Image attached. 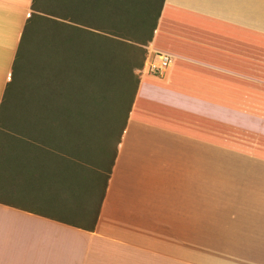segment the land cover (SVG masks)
Instances as JSON below:
<instances>
[{
  "label": "crops",
  "instance_id": "1",
  "mask_svg": "<svg viewBox=\"0 0 264 264\" xmlns=\"http://www.w3.org/2000/svg\"><path fill=\"white\" fill-rule=\"evenodd\" d=\"M31 5L0 0V106ZM146 50L173 61L139 75L101 203L94 154L0 126V264H264V0H164Z\"/></svg>",
  "mask_w": 264,
  "mask_h": 264
},
{
  "label": "trees",
  "instance_id": "2",
  "mask_svg": "<svg viewBox=\"0 0 264 264\" xmlns=\"http://www.w3.org/2000/svg\"><path fill=\"white\" fill-rule=\"evenodd\" d=\"M54 1L49 13L53 17L45 19L36 13L40 11L38 1L32 0L33 11L25 23L10 82L15 77V62L28 27L34 30L41 19L51 27L49 50L28 82L29 95L24 101L12 103L17 87L7 84L0 106V126L12 128L20 140L47 141V145L63 134L62 139H57L61 146L68 154H83L85 160L95 152V162L107 168L106 178L99 183L101 203L135 98L146 46L153 38L164 0ZM16 109L18 113L11 117V111ZM101 118H107L113 126V138L105 127V136L99 138L101 142L95 150L88 124ZM262 128L263 125L259 130ZM109 141L112 151L106 150ZM96 216L85 223L68 224L92 230Z\"/></svg>",
  "mask_w": 264,
  "mask_h": 264
},
{
  "label": "rangeland",
  "instance_id": "3",
  "mask_svg": "<svg viewBox=\"0 0 264 264\" xmlns=\"http://www.w3.org/2000/svg\"><path fill=\"white\" fill-rule=\"evenodd\" d=\"M38 3L40 4V11L36 12L38 15H41L42 18H52L53 16L50 15L51 9H53V3L55 2L54 0H37ZM41 19L36 25L34 30L32 27H28V31L26 33V38L24 39V42L22 44V49L20 48V56H18L16 62H15V77L12 82H8V85L12 84V88H16V93L15 95L11 98L10 101H13L12 103L19 104L20 102L24 101V99L29 95V83L31 79L33 78L37 66L40 64H43V61L45 60V56L48 53V44H49V33L51 30V27L49 23L45 20ZM50 68V67H49ZM48 68V69H49ZM49 72V70H48ZM49 74V73H48ZM29 82V83H28ZM9 85V86H10ZM110 109V107H107ZM105 110V109H104ZM20 112V111H19ZM107 112L109 113L108 109ZM105 111V115L107 113ZM18 113V110H12L11 111V117H14L15 114ZM108 119H98L90 122L88 124L90 128V137L92 138L93 144L96 146L95 150L99 147V138L105 136V127L107 128V135L113 138V126L108 124ZM5 122V120H4ZM6 125L8 124V121L5 122ZM110 123V122H109ZM100 124V125H98ZM98 126V128H95ZM99 126H102L101 128ZM6 127V126H5ZM10 127V125H9ZM8 128V127H7ZM251 131H255L256 126L254 127H247ZM6 129V128H5ZM9 130V129H7ZM12 130L10 128L9 132ZM14 131V130H12ZM261 136H258V138L255 134L254 137L258 138L261 142L264 137V127L261 129ZM103 148V145H101ZM104 147H106L104 145ZM106 150L112 151L111 143L109 141V146L106 147ZM92 154L95 155V152H92ZM98 154V153H97ZM96 159V158H95ZM94 159V160H95ZM238 160V161H237ZM252 161L253 159H247V158H241L240 160L236 157H224L223 158V164L224 165H230V164H243V165H252L254 164ZM102 171L104 168L101 169Z\"/></svg>",
  "mask_w": 264,
  "mask_h": 264
},
{
  "label": "built area",
  "instance_id": "4",
  "mask_svg": "<svg viewBox=\"0 0 264 264\" xmlns=\"http://www.w3.org/2000/svg\"><path fill=\"white\" fill-rule=\"evenodd\" d=\"M172 56L156 50H148L140 74L151 73L159 74L169 67L172 63Z\"/></svg>",
  "mask_w": 264,
  "mask_h": 264
}]
</instances>
